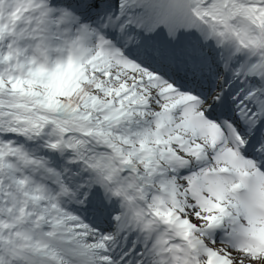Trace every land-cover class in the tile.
I'll list each match as a JSON object with an SVG mask.
<instances>
[{
	"label": "rangeland",
	"instance_id": "1",
	"mask_svg": "<svg viewBox=\"0 0 264 264\" xmlns=\"http://www.w3.org/2000/svg\"><path fill=\"white\" fill-rule=\"evenodd\" d=\"M49 1H46V6L49 7L50 14L57 22L56 36L53 41L49 42V61L66 67L73 63L82 66L88 77L94 73L91 70H96L97 75L95 78L92 77L93 85L100 82L102 86L96 93L106 96L107 94L103 90L104 85L110 88V92H117L116 104H119L117 111L122 116L125 115L129 109L123 112L124 108L121 109V107L128 105L131 111L129 113H132L133 128L136 133L145 134V136L137 138L138 147L142 148V150L138 149L140 154L146 149L145 145L153 147L151 150L152 160L142 157H139L138 160H128L131 164L138 166L145 184L144 193L152 207L158 212H162V204L168 205L170 210L164 211L163 217L179 214L182 227L190 223L193 234L199 236L206 242L208 248L214 250L218 255V264H226L225 260L228 261V264H257V260L264 262V252L253 254L245 248L230 247L217 236L211 238L204 234L203 229L217 214V211L193 203L187 186L184 185V179L180 174L173 172L170 164L171 158L182 154L173 139L177 135L191 133L189 125L185 123L186 125L180 124L179 126L181 121L178 119L171 131L161 130L163 124H170L168 115H163V105L168 107L172 103H177L180 101V97H174L171 102L164 100L161 95L164 88L153 82L145 69L141 70L126 60L116 57L118 50L113 49L116 44L105 39L104 32L100 30V26L105 24L116 25L119 18L122 21L132 20L135 13L138 12L137 5H134L133 0H92V4L85 7V10L83 6L78 10L77 7L80 6V3L76 4L75 0L61 3L55 0H51V3ZM229 3L237 6L238 13L247 20V25L251 22L250 20H258L264 26V0H244L243 3L239 0H196L193 3V8L200 12L202 8L199 6L211 5V7H217L222 13L225 11V5L227 6ZM245 3L259 7L261 14L255 16L251 11L243 9ZM147 7L146 12L150 11L149 14L156 19V22L160 23L163 28L169 26L171 13L167 0H149ZM94 8H98L102 12L107 9L109 13L96 12L92 16L87 15L91 14L90 11ZM230 9L234 10V8ZM86 10L89 12L86 13ZM186 16L188 17L187 13ZM67 19H71L72 23L65 25L63 20ZM258 34L261 32L256 27L250 28L249 36L258 37ZM109 44L111 45L107 46ZM37 53L35 62L48 64L38 57L45 52L38 49ZM98 70H101V73ZM104 70H109V74L106 75ZM90 91L88 90V92ZM80 93L81 90L77 92V94ZM104 100L108 101L109 98ZM19 116L34 125L47 123L54 130L61 153L57 172L58 188L52 189V184L49 187L45 186L46 182L43 178L28 179L15 185V190L20 194L30 195L32 189L36 188L40 190L42 196L47 195L49 203L41 205L53 213L47 223H42L40 220L32 223L23 218L5 217L2 226L11 235L12 241L2 242L0 245L10 254L24 260V264H85L77 255V246L84 245L82 249L86 248L87 254L97 258L94 261L95 264H105L103 260L106 259V256L97 249L99 243L93 237L92 226L71 205L70 198L81 194L79 186L83 179L82 172L85 161L96 162L107 172L114 170V167L111 168L113 162L109 160L111 154L109 149L105 144L96 141L94 137L81 134V131H89L86 124L80 123L70 127L53 113V108L50 106L41 109L33 107L24 110ZM143 119H146V126L142 124ZM143 129H147V131L144 132ZM204 139V137L201 138V140ZM75 154H79L82 158L81 165H76L77 170H74L72 163ZM116 178L122 180V188L132 190V194L134 193L133 180L129 173L115 175L114 185L121 189L116 183ZM95 180L97 182L98 178ZM41 195L39 196L41 197ZM177 196L180 198L181 204L179 210L172 203V197ZM48 206H50V210ZM57 224L63 225L66 230L70 229V233H66L72 238L68 246H64L62 238L50 233L51 228ZM203 261L206 264L209 262L206 254L203 255Z\"/></svg>",
	"mask_w": 264,
	"mask_h": 264
},
{
	"label": "trees",
	"instance_id": "2",
	"mask_svg": "<svg viewBox=\"0 0 264 264\" xmlns=\"http://www.w3.org/2000/svg\"><path fill=\"white\" fill-rule=\"evenodd\" d=\"M56 27L46 0H0V243L12 241L2 226L4 215L22 217L29 222L36 217L47 221L52 216V212L41 205L49 201L40 190L34 188L32 194L25 195L14 189V185L28 179L43 178L48 187L57 181V153L44 145L57 143L58 138L49 124L34 125L21 119L19 115L24 110L54 108L62 100L64 105L75 107L93 137L123 155L138 157L130 129L125 124L108 121L116 114L115 99L106 107L94 106L105 99L96 93L102 88L100 82L93 85L96 70H91L94 73L88 77L82 66L73 63L66 67L49 61V42L56 36ZM38 49L45 52L39 59L48 64L35 62ZM104 71L109 74V70ZM76 85L91 90L93 97H79L74 93ZM103 90L114 94L108 86L104 85ZM20 263L0 245V264Z\"/></svg>",
	"mask_w": 264,
	"mask_h": 264
},
{
	"label": "bare ground",
	"instance_id": "3",
	"mask_svg": "<svg viewBox=\"0 0 264 264\" xmlns=\"http://www.w3.org/2000/svg\"><path fill=\"white\" fill-rule=\"evenodd\" d=\"M239 1H241L243 3L244 0H239ZM195 2H196V0H168L167 1L168 6H169V11L171 13V19H170L169 26L171 27V29L175 28L174 30L178 33V35H182V33L186 32V30H189L191 28V26L194 25L189 20L188 11H189V7L193 8V3H195ZM148 4H149V0H139V3H138L139 7L137 8L138 12L135 13L134 20H135V22H138L141 20L140 22L147 24V27H149V24L151 23L150 25H151V27H153L152 26L153 21H152V19L149 18L150 16L146 12V9L148 8L147 7ZM199 7L203 9V10L201 9V13H203V15L208 18L209 25L219 27L230 38H231V36H229L227 33L236 34L237 32H240L242 34V36H245V34H247V36H249L250 28L256 27L257 30L259 32H261L259 37H262L264 39V37H263V35H264L263 23L258 21V20H253V21L250 20L251 22L249 23V25H247V20L245 18H242V16H240V14L237 11V6L235 4L229 3L227 6L225 5V7H226L225 11L222 13L220 12V10L217 7H214V6L211 7V5H205V7H201V6H199ZM238 7H240V6H238ZM230 8H234V10L230 9ZM244 8L251 11L252 13H254L255 16H258L261 14L260 8L253 6L251 4H248V3L243 4V9ZM186 13H187L188 17L186 16ZM121 24H123V23H119V21H117V23H116L117 26H120ZM159 25H160V23H159ZM169 26H166L164 29H168ZM111 30H113V29H111ZM111 30H105V31L110 32ZM164 32H166V31H164ZM166 33L173 34V32L171 30H169ZM241 41L246 45L249 43L255 42V41H249L248 42V40L245 38L241 39ZM130 47L132 49H138L139 50V49L143 48L144 45H139V46L137 45L136 46L133 43H126V45L123 46L124 51H129ZM123 48H122V50H123ZM116 57H118V56H116ZM174 97L175 96L168 95L166 98H164V100H166L167 102H171ZM112 167H113V165H111V168ZM114 180H115V178H114ZM89 183H90V180H88V181L84 180L83 181V189H87ZM111 183H113L112 179H111ZM116 183L118 184L119 187H121L122 193H119L120 199L123 200L125 203L129 204L132 208H134L140 214L144 213V211L142 210L143 203L140 200V198H135V196L132 195L131 191H129L127 188H122L123 187L122 180L116 178ZM175 217H176V215L173 214L172 216L166 217L164 219H160V218L158 219L159 222L155 228H157V226L159 224H163V223H166V226L163 227L160 232H158L157 239L161 240L164 233H165V230L166 229L168 230L169 228L173 229L174 231L180 230V233L181 234L183 233V231L186 228H182L181 227V221H179V219L177 221H175L176 220ZM90 224L92 226H95L91 221H90ZM54 228L55 227H52L51 230ZM251 228H252V230H251L252 232L259 234L260 236H264V221L263 220L258 219V218L252 219ZM208 231L210 233L213 232L210 229H208ZM92 233H93V237L99 243L97 245V249L100 251V253L108 252L109 248L106 246V241L111 240V233L107 229L102 228V227H98V226L96 227V229H94V231ZM189 241H191L193 243V245H198V242L200 240L192 238ZM162 249H164V248H162ZM210 251L212 252L211 255L214 257V261H211L210 264H218V262H217L218 258H219L218 255L214 252V250H210ZM256 263L257 264H264V262H261L260 260H257ZM148 264H155L151 255H148Z\"/></svg>",
	"mask_w": 264,
	"mask_h": 264
}]
</instances>
